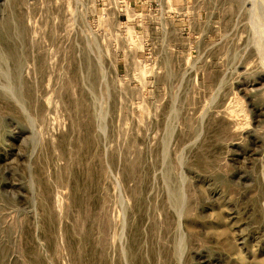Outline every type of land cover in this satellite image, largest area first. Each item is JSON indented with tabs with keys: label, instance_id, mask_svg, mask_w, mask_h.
<instances>
[{
	"label": "rangeland",
	"instance_id": "374dc122",
	"mask_svg": "<svg viewBox=\"0 0 264 264\" xmlns=\"http://www.w3.org/2000/svg\"><path fill=\"white\" fill-rule=\"evenodd\" d=\"M259 36L264 0H0V264H264Z\"/></svg>",
	"mask_w": 264,
	"mask_h": 264
},
{
	"label": "bare ground",
	"instance_id": "6f19581e",
	"mask_svg": "<svg viewBox=\"0 0 264 264\" xmlns=\"http://www.w3.org/2000/svg\"><path fill=\"white\" fill-rule=\"evenodd\" d=\"M258 31V30H257ZM258 33V32H257ZM259 38V39H258ZM257 39V42H256V44H257V49L264 55V44H263V38H264V36L263 37H258ZM255 41V40H254ZM10 57L12 58V59H15L16 58V56H15V50H13V51H11L10 52ZM264 66V65H263ZM263 77H264V75H263ZM185 197V196H184ZM180 210V209H179ZM182 211V210H181ZM180 235V234H179ZM182 237V236H181ZM184 238V237H183ZM182 249V248H181ZM182 251V250H181ZM183 253V252H182ZM182 256V255H181Z\"/></svg>",
	"mask_w": 264,
	"mask_h": 264
}]
</instances>
